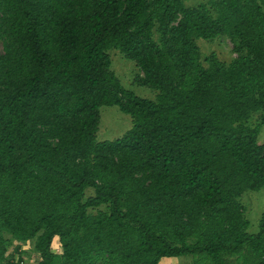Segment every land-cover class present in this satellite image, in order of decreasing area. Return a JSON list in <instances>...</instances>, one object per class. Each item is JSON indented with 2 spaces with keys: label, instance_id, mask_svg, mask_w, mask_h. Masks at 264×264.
Masks as SVG:
<instances>
[{
  "label": "trees",
  "instance_id": "16d2710c",
  "mask_svg": "<svg viewBox=\"0 0 264 264\" xmlns=\"http://www.w3.org/2000/svg\"><path fill=\"white\" fill-rule=\"evenodd\" d=\"M186 1L0 0V264H264L240 201L264 195V0ZM222 37L236 57L201 59Z\"/></svg>",
  "mask_w": 264,
  "mask_h": 264
},
{
  "label": "rangeland",
  "instance_id": "374dc122",
  "mask_svg": "<svg viewBox=\"0 0 264 264\" xmlns=\"http://www.w3.org/2000/svg\"><path fill=\"white\" fill-rule=\"evenodd\" d=\"M209 0H188L185 2L187 7H197L201 3H206ZM199 48L201 59H204L209 54L214 53L221 61L228 63L236 55L232 51V45L227 38H216L213 41L196 40ZM109 56L111 59L110 70L118 77L124 88L131 90L136 96L154 100L155 92L145 87H139L134 83V78L140 73L134 63L126 60L117 50H110ZM100 121L97 133L98 141L114 140L120 138L127 130L131 128V118L128 115L121 113L116 106H102L100 108ZM255 119H252L250 124H255ZM264 142V126L261 127L257 137V143ZM91 192H87L88 196ZM245 208V216L250 223L248 232L256 233L258 223L263 212L264 195L262 191L246 192L240 199ZM30 244L24 246V250L29 249ZM53 252H60V244L57 239H54L51 245ZM38 258L33 254L24 256L23 264H36ZM160 264H191L188 258L163 259Z\"/></svg>",
  "mask_w": 264,
  "mask_h": 264
}]
</instances>
